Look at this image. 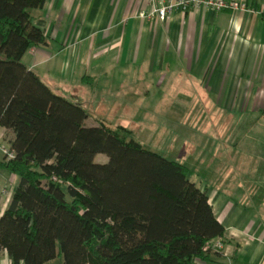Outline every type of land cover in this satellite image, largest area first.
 I'll use <instances>...</instances> for the list:
<instances>
[{
	"label": "trees",
	"instance_id": "1",
	"mask_svg": "<svg viewBox=\"0 0 264 264\" xmlns=\"http://www.w3.org/2000/svg\"><path fill=\"white\" fill-rule=\"evenodd\" d=\"M45 0H0V128L18 178L0 217L13 264H204L224 237L189 169L145 150L120 126L85 125L88 112L23 62L47 43L32 12ZM107 156L103 164L97 155ZM210 246L206 250V247Z\"/></svg>",
	"mask_w": 264,
	"mask_h": 264
},
{
	"label": "crops",
	"instance_id": "2",
	"mask_svg": "<svg viewBox=\"0 0 264 264\" xmlns=\"http://www.w3.org/2000/svg\"><path fill=\"white\" fill-rule=\"evenodd\" d=\"M237 1L250 11L176 9L160 20L152 13L165 0H45L32 15L47 43L23 58L53 91L80 100L89 127L101 122L87 104L102 107L120 91L146 104L150 90H164L155 105L219 115L205 179L191 181L225 228L223 252L204 264H264V0ZM12 139L0 128V142ZM17 183L0 171V217ZM0 264H13L5 250Z\"/></svg>",
	"mask_w": 264,
	"mask_h": 264
},
{
	"label": "rangeland",
	"instance_id": "3",
	"mask_svg": "<svg viewBox=\"0 0 264 264\" xmlns=\"http://www.w3.org/2000/svg\"><path fill=\"white\" fill-rule=\"evenodd\" d=\"M54 92L60 94L55 90ZM114 92L116 93V90L112 88L110 95H114ZM164 92L166 91L150 90L151 99L145 104L137 98L130 101L123 99L124 92L120 91L116 95L117 100L110 97L103 101L102 107L88 103L87 108L92 114V119L100 121L111 129L122 126L129 130L130 137L145 150L187 166L190 169L191 181H194L196 176L205 179L207 170L204 163L208 159V147L210 142L215 143L209 134L219 132H215L219 115L211 116L207 112L210 107L204 106L155 105L157 99L163 97ZM171 93L175 95L176 91ZM67 98L80 104L77 97V99L68 96ZM112 103L118 105H111ZM211 109L215 108L211 107ZM107 161V156L103 154L97 155L95 159L99 164ZM62 261L63 259L58 257L49 263L61 264Z\"/></svg>",
	"mask_w": 264,
	"mask_h": 264
},
{
	"label": "built area",
	"instance_id": "4",
	"mask_svg": "<svg viewBox=\"0 0 264 264\" xmlns=\"http://www.w3.org/2000/svg\"><path fill=\"white\" fill-rule=\"evenodd\" d=\"M199 7L212 9L216 12L225 10L239 12L250 11L245 2L237 0H165L161 7L154 9L152 15H156L160 20H167L176 9H181L185 12L190 8ZM0 153L7 159H12L14 157L7 143L0 142ZM209 247L210 246H207L206 250L209 249ZM211 247L219 252H223L224 250V244L221 239L215 241Z\"/></svg>",
	"mask_w": 264,
	"mask_h": 264
}]
</instances>
